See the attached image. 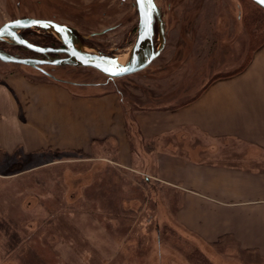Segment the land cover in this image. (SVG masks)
Masks as SVG:
<instances>
[{
    "label": "rangeland",
    "instance_id": "obj_1",
    "mask_svg": "<svg viewBox=\"0 0 264 264\" xmlns=\"http://www.w3.org/2000/svg\"><path fill=\"white\" fill-rule=\"evenodd\" d=\"M154 1L163 14L166 40L143 70L108 79L89 67L52 68L56 81L76 94L119 91L133 139L137 133L130 121L135 110L172 108L188 101L209 82L241 71L264 38V10L250 0ZM87 3L0 0V25L21 15L55 12L61 22L92 37L98 53L125 56L133 42L124 37L131 8L124 4L115 16L108 5L105 24L114 29L98 34L106 29L98 17L78 8ZM250 13L262 19L258 31L244 20ZM49 79L25 65L0 61V264H264L260 220H248L240 230L234 220L224 234L199 235L177 219L178 189L158 182L138 161L120 166L112 144H94L85 153L54 146L52 124L38 122L46 113L34 111L27 86ZM10 81L26 84L23 92L28 95L22 103ZM170 143L173 146L164 142V148L172 153L205 146L199 141L180 146L179 139ZM230 145L228 151L235 153L223 159L261 165L258 149ZM187 157L197 160L201 155L190 151Z\"/></svg>",
    "mask_w": 264,
    "mask_h": 264
},
{
    "label": "crops",
    "instance_id": "obj_2",
    "mask_svg": "<svg viewBox=\"0 0 264 264\" xmlns=\"http://www.w3.org/2000/svg\"><path fill=\"white\" fill-rule=\"evenodd\" d=\"M56 80L27 84L34 111L46 113L39 115L38 122L52 124L54 146L85 153L94 144H112L120 166L138 161L158 182L178 189L176 216L181 225L199 235L219 236L234 220L239 229L248 220L258 219L264 236V43L241 71L209 82L188 101L172 108L135 110L130 121L137 133L134 139L128 134L119 91L80 95ZM11 83L18 88L15 94L22 103L28 95L23 92L26 84ZM175 139L180 146L196 141L205 146L172 153L164 142L170 145ZM233 143L258 149L263 154L258 158L261 165L250 167L223 159L235 153L228 151ZM190 151L201 157L188 158Z\"/></svg>",
    "mask_w": 264,
    "mask_h": 264
},
{
    "label": "water",
    "instance_id": "obj_3",
    "mask_svg": "<svg viewBox=\"0 0 264 264\" xmlns=\"http://www.w3.org/2000/svg\"><path fill=\"white\" fill-rule=\"evenodd\" d=\"M264 10V0H251ZM139 11V27L136 42L123 57L107 56L99 53L87 52L82 48L76 36L69 27L51 22L31 18L18 19L0 26V40L9 39L14 44L24 45L31 49L27 42L15 35V29L20 27H38L46 30L57 38L63 45L68 56L53 62L55 65H69L74 67L92 68L108 79H116L132 75L146 68L161 52L164 45L163 25L160 21L159 11L152 0H136ZM154 17L159 24L160 43L154 48L152 35ZM0 61L34 67L39 62L32 59H23L0 51Z\"/></svg>",
    "mask_w": 264,
    "mask_h": 264
},
{
    "label": "flooded vegetation",
    "instance_id": "obj_4",
    "mask_svg": "<svg viewBox=\"0 0 264 264\" xmlns=\"http://www.w3.org/2000/svg\"><path fill=\"white\" fill-rule=\"evenodd\" d=\"M152 1L159 11L160 21L162 22V25H163V33H164L163 38H164V43H165V40H166L165 39V23L163 19V14L160 8L156 5L155 1L154 0ZM110 4L114 8L115 16H118L119 13L123 11L124 4L126 5L125 8H128V9L131 8L132 15L129 16L130 18L128 21L130 28L128 31H126L127 36H124V37H126L125 40L129 38L133 39V42L131 45L133 46L138 36V27H139V11H138L136 0H128V2L127 0H88L87 4H83L78 8L84 10L87 16H89V14H91V16L92 14H94L93 16L95 18L98 17L99 25L101 24L102 26H104V28H106L107 25L105 24V22L108 17L107 7ZM18 5H20V3H18ZM92 10H94V13L91 12ZM25 18L27 19L31 18V19H37V20H43V21H51V22L69 27L72 30L73 34L76 36L78 42L82 45V48L84 50H86L87 52H91V53H98L99 51L95 47L92 48V45H91L92 43L90 40L92 37L82 36L77 31L76 28L64 22H61L55 12L50 13V15L48 16L47 15L43 16L42 13L40 14L32 13L28 15H21L17 18H12L9 21L2 23L1 25L7 22L13 21V20L25 19ZM112 29H114V27L106 28L102 30L101 32H99L98 34H105L107 30L111 31ZM14 32H15V35L19 39L27 42L30 46H33L34 48H37V49H31L24 45L14 44L9 39L4 38L3 40H0V51L10 54L12 56L18 57V58L36 60L37 62H39V64H37L34 67H31V66H27V67L33 68L37 72L47 75L50 78L59 79L55 75H53L52 72H54V70H52V68L69 66V65H55L53 64V62L58 61L60 59H64L68 56V54L64 51L66 50V46L63 45L52 34L38 27H20V28H16ZM91 35H97V33H92ZM152 41H153L154 48L155 49L158 48L159 43H160V35H159V24H158L156 17H154ZM99 54H103L107 56H115L113 53H107V54L99 53ZM45 67H48L51 69L46 70ZM70 67H74V66H70Z\"/></svg>",
    "mask_w": 264,
    "mask_h": 264
},
{
    "label": "trees",
    "instance_id": "obj_5",
    "mask_svg": "<svg viewBox=\"0 0 264 264\" xmlns=\"http://www.w3.org/2000/svg\"><path fill=\"white\" fill-rule=\"evenodd\" d=\"M249 1V0H248ZM250 4H253V5H255L257 8H260L259 6H257L256 4H254L251 0H250ZM249 10L251 9V8H248ZM261 9V8H260ZM250 14H252V13H250ZM244 20L246 21V23H248L250 26H252L253 27V29H254V31H258L259 30V26H261L260 24L262 23V19H261V17L260 16H258L256 13H253L252 15H249V16H247L246 15V17L244 18ZM262 43H264V38L260 41V43H258V45L255 47V49L258 47V46H260ZM254 49V50H255ZM253 50V51H254ZM243 69V68H242ZM237 73V72H236ZM233 73H230V74H227V75H225V76H223V77H226V76H230V75H232Z\"/></svg>",
    "mask_w": 264,
    "mask_h": 264
}]
</instances>
